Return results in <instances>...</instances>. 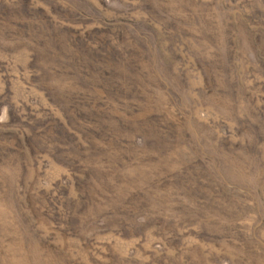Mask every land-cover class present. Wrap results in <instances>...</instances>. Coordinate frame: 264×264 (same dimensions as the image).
<instances>
[{
	"label": "rangeland",
	"instance_id": "obj_1",
	"mask_svg": "<svg viewBox=\"0 0 264 264\" xmlns=\"http://www.w3.org/2000/svg\"><path fill=\"white\" fill-rule=\"evenodd\" d=\"M0 264H264V0H0Z\"/></svg>",
	"mask_w": 264,
	"mask_h": 264
}]
</instances>
